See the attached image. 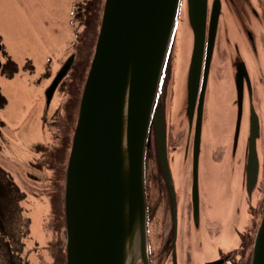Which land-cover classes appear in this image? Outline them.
Here are the masks:
<instances>
[{"label": "flooded vegetation", "instance_id": "obj_1", "mask_svg": "<svg viewBox=\"0 0 264 264\" xmlns=\"http://www.w3.org/2000/svg\"><path fill=\"white\" fill-rule=\"evenodd\" d=\"M213 1L209 0L208 20ZM221 2L222 9L214 54L205 91L201 139L203 140L204 127L208 124L209 110L212 105L214 106L215 98L219 94H224L226 104L231 112L234 109L237 111L235 83L238 72L237 65L242 62L247 74L243 78V125H245L246 144L251 107H254L261 124V135L257 141L259 151H263V156H259V175H262L257 187L259 191H253V194L247 198L250 212L248 219L246 218L237 227L239 239L235 242L233 239L231 241L215 239L211 252L212 257L200 262L203 260L202 248L200 249L201 239L197 240L195 256L192 253L194 249L191 248L195 238L194 234H198L200 231L201 222H197L195 219L193 203L195 125L191 129L187 117L189 62L186 63L183 77L181 76L183 85L179 98V112L182 111L187 122L185 121L186 126L176 135L170 123V114L173 110L171 100L167 99L170 82V72H168L154 109V112L157 111L158 114L161 112L162 116V130L166 137L167 169L163 163L155 114L152 116L144 160L150 264H250L251 262L253 240L264 211V0H221ZM104 4L105 0H77L70 12V22L58 34V39L65 48L58 55L49 56L39 67L34 64V59L29 55L19 61L15 59L7 52L0 39V75L4 77V81H13L20 74L28 75L25 89L41 94L40 111L38 112L39 125L36 120L30 117L29 112V116L23 118L25 107H21L19 114L11 116L10 126H7L0 118V181L10 183L14 187V191L26 195V198L18 205L24 208V217L30 220L28 228L25 229L28 234L23 232L22 238L15 243L16 254L23 261H19L20 264H44V261L45 264L67 263L66 238L65 242L58 243L59 241H57L53 248L54 238L45 228V245L41 244L38 238L32 237L28 207H32V204L46 206L48 208L46 213L48 224L51 215L55 213L57 216L56 225L59 230L62 229L63 219L60 214V203H63L64 210L66 171L85 84L99 36ZM248 33L252 34V40ZM223 45L229 51L228 56L225 55L222 58L220 76L224 74L225 70L228 75L223 79L217 77L219 81H213L212 70L216 53L219 54ZM247 76L251 88L247 86ZM18 81L20 82V80ZM7 105L8 100L0 85V109ZM25 114L27 115V113ZM235 120L232 119V123H230L234 128L230 127L228 132L233 139ZM23 126L30 134L23 130ZM14 128L22 130L25 135V139L20 141L21 144H18L22 146L21 151L17 153L13 152V143L16 140ZM182 137L184 139L181 141ZM223 138L224 135L221 134L218 139ZM17 142L19 143V141ZM182 142L183 144L179 148L178 144ZM232 153L235 155L234 150ZM245 158L247 162V155ZM30 177L31 180H28ZM43 178L48 182V186L44 190L42 198L35 185L29 181L42 183ZM27 184L32 186L34 192L28 191ZM255 192L257 193L256 198L254 197ZM201 218L202 207H200ZM44 225L46 226V221ZM0 235H2L1 232ZM3 242L10 243L9 234L5 235ZM0 264L9 263L4 257L0 258Z\"/></svg>", "mask_w": 264, "mask_h": 264}, {"label": "water", "instance_id": "obj_2", "mask_svg": "<svg viewBox=\"0 0 264 264\" xmlns=\"http://www.w3.org/2000/svg\"><path fill=\"white\" fill-rule=\"evenodd\" d=\"M181 0H106L100 34L86 81L65 182L67 264H150L144 156L151 117L164 82L166 62L178 30ZM184 0L181 30L183 61L189 62V126L193 144V203L200 221L199 162L204 98L222 9L214 0ZM250 40L252 34L248 33ZM237 111L233 150L244 119V76L237 65ZM181 81V76H180ZM248 81V82H247ZM247 86L251 88L247 76ZM181 88L179 89L180 98ZM178 95V91H177ZM165 169L166 137L161 112H154ZM226 131V129H223ZM261 124L251 107L245 184L251 195L258 181ZM251 264H264V213L257 230Z\"/></svg>", "mask_w": 264, "mask_h": 264}, {"label": "rangeland", "instance_id": "obj_3", "mask_svg": "<svg viewBox=\"0 0 264 264\" xmlns=\"http://www.w3.org/2000/svg\"><path fill=\"white\" fill-rule=\"evenodd\" d=\"M71 1L72 0H0V39L5 45L7 52L15 59H18V61L24 59L26 55H29L34 59V64L38 67L41 63H44L49 56H55L61 53L65 46L63 47L59 41L58 34L63 30L61 25L63 24L65 16V8L68 7ZM180 21L181 20H179L178 30L176 31L171 50L170 82L167 95L168 101L171 100L173 111L170 114V123L175 135L186 126L187 122L184 114L182 115L181 113L182 111L179 112L178 97L179 89L183 85L182 80L180 81V76L183 77L185 72L184 69L186 68L185 62L183 61V64L181 62L185 44L184 35L185 33L188 34L189 29L187 19L185 21L184 31L181 30ZM228 51L229 49L223 45V47L220 48L219 54L216 53L212 70L213 81H219L217 77L223 79L228 75L225 70L224 74L220 76L221 65L223 63L222 58L225 55L228 56ZM27 77L28 75L20 74L14 78L15 80L6 82L4 81V77L0 75V85L8 100V105L0 109V118L7 126H10L11 116L20 113L21 107H25L23 110L24 119L30 114V117L36 120L38 125L40 124L38 112L40 111L41 94L32 93L25 89L27 86ZM18 80H20V82ZM230 111L231 110L226 104L224 94H219L215 98L214 106L212 105L209 110L207 119L208 124L204 127L203 132L199 187L203 194V239L206 248L202 249L203 260L200 262H204L209 257H212L210 245L211 243L213 245L214 240L217 238L216 235L223 240L228 239L231 241L233 239V242L237 241L239 239L237 227L248 217L250 212L249 206L247 205V195L244 192L243 186V173L246 165V138L244 139V126L240 139V147L236 157L233 158L231 155V144L227 149L226 147L223 149L224 142L218 141L222 129H228L230 127ZM14 129V137L19 143L14 140L13 152L17 153L21 151L22 146L18 144H21L20 141L22 139H25V135L22 130H16L17 128ZM23 130L29 133L25 126H23ZM173 132H171V134H173ZM183 134H185V131H183ZM183 139L184 137H182L181 141ZM182 144L183 142L178 144V147L180 148ZM178 152H180V149H178ZM260 153H262L261 156H263V151ZM227 155H229V157H227ZM28 180H31V177ZM29 182L35 185L38 193H40V197L43 198L45 193L44 190L47 189L48 182H46L44 178L42 183ZM27 189L28 191L31 190L34 192L32 186L29 184H27ZM257 190L259 191V189ZM256 195L257 193L255 192L254 197ZM2 202L4 203V199L1 198V203ZM28 208V217L31 219V232L33 238H38L41 244L44 243L43 245H45L46 230L50 232L52 238H54L53 248L57 241H59L58 243H60V241L61 243L65 242L66 229L63 203H60V214L63 219L61 230H59L56 225L57 216L55 213L51 215L48 224L46 220L48 208L46 206L32 204V207ZM45 221L48 227L44 225ZM211 235L214 240H211ZM194 237L191 248L194 249L192 253L195 256V248L199 233L194 234Z\"/></svg>", "mask_w": 264, "mask_h": 264}, {"label": "trees", "instance_id": "obj_4", "mask_svg": "<svg viewBox=\"0 0 264 264\" xmlns=\"http://www.w3.org/2000/svg\"><path fill=\"white\" fill-rule=\"evenodd\" d=\"M1 198L4 199V203H1ZM25 198L26 195L14 191V187L10 183L0 181V232L2 234L0 235V258L5 257L9 264L23 262L20 260V256L16 254L15 243L22 238L23 232L28 234L25 229L28 228L30 220L24 217V208L18 205ZM6 234H9V244L3 242Z\"/></svg>", "mask_w": 264, "mask_h": 264}, {"label": "bare ground", "instance_id": "obj_5", "mask_svg": "<svg viewBox=\"0 0 264 264\" xmlns=\"http://www.w3.org/2000/svg\"><path fill=\"white\" fill-rule=\"evenodd\" d=\"M184 95V94H183ZM182 101V100H181Z\"/></svg>", "mask_w": 264, "mask_h": 264}]
</instances>
